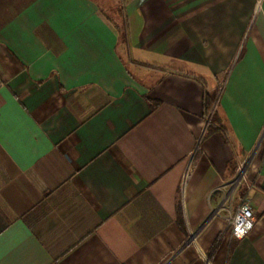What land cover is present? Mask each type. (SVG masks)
<instances>
[{"label":"crops","instance_id":"1","mask_svg":"<svg viewBox=\"0 0 264 264\" xmlns=\"http://www.w3.org/2000/svg\"><path fill=\"white\" fill-rule=\"evenodd\" d=\"M0 77V264H264V0H0Z\"/></svg>","mask_w":264,"mask_h":264},{"label":"built area","instance_id":"2","mask_svg":"<svg viewBox=\"0 0 264 264\" xmlns=\"http://www.w3.org/2000/svg\"><path fill=\"white\" fill-rule=\"evenodd\" d=\"M4 81L0 77V88ZM209 122V120H208ZM246 165H240L237 168L236 175L225 185L228 186L224 194L223 202L216 210V213L222 216L226 222V231L231 238H241L246 235L255 224V215L250 202V190L252 184H248L245 176ZM192 168L189 169L191 174ZM187 174V176L189 175ZM245 185L244 188L242 186ZM236 198V205L232 209V201ZM219 210H224L225 214H219ZM189 240H194V235L189 236Z\"/></svg>","mask_w":264,"mask_h":264},{"label":"trees","instance_id":"3","mask_svg":"<svg viewBox=\"0 0 264 264\" xmlns=\"http://www.w3.org/2000/svg\"><path fill=\"white\" fill-rule=\"evenodd\" d=\"M216 96H219L218 94H216V91L213 95L210 94H205L204 95V109L206 111V113L210 114V119L209 122L207 124L206 130H208V132H212L214 130H216V128L214 127L215 124H217V119L215 116V112L212 111V107L213 104L215 102ZM218 129H221V127H218Z\"/></svg>","mask_w":264,"mask_h":264},{"label":"rangeland","instance_id":"4","mask_svg":"<svg viewBox=\"0 0 264 264\" xmlns=\"http://www.w3.org/2000/svg\"><path fill=\"white\" fill-rule=\"evenodd\" d=\"M222 83H223V80L221 81V84H219L218 88L216 89V94L218 95H219V92L221 91ZM217 100H218V96H216L215 102L212 107L213 109L212 111H214L215 105L217 104Z\"/></svg>","mask_w":264,"mask_h":264}]
</instances>
